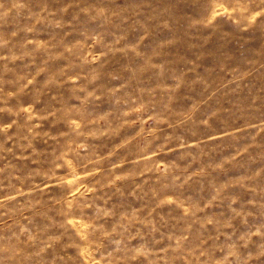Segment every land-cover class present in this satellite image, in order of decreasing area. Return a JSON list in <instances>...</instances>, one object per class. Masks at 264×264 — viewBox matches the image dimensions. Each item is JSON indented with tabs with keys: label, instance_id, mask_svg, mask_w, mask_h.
I'll return each instance as SVG.
<instances>
[{
	"label": "clouds",
	"instance_id": "clouds-1",
	"mask_svg": "<svg viewBox=\"0 0 264 264\" xmlns=\"http://www.w3.org/2000/svg\"><path fill=\"white\" fill-rule=\"evenodd\" d=\"M0 264H264V0H0Z\"/></svg>",
	"mask_w": 264,
	"mask_h": 264
},
{
	"label": "rangeland",
	"instance_id": "rangeland-1",
	"mask_svg": "<svg viewBox=\"0 0 264 264\" xmlns=\"http://www.w3.org/2000/svg\"><path fill=\"white\" fill-rule=\"evenodd\" d=\"M44 36L46 37V33L44 34ZM247 47V46H246ZM238 58H242V57H239V54H238ZM27 99L28 98H26V101H27ZM110 105H108V104H104V105H102L98 110H103L104 108H107V107H109ZM8 117L7 116H5L4 117V119H7ZM47 126V125H46ZM42 146V145H41ZM176 156V153H171V154H169V156H167V157H162V158H166V159H170V158H174ZM233 174H235V173H233ZM53 191H56L55 189L53 190ZM115 199H119L118 197L117 198H115ZM217 211H218V209H217Z\"/></svg>",
	"mask_w": 264,
	"mask_h": 264
}]
</instances>
